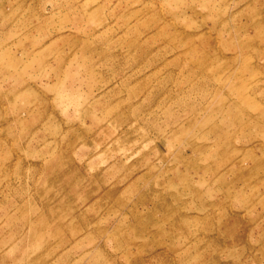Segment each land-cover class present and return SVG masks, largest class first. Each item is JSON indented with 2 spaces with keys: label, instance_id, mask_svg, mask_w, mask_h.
Listing matches in <instances>:
<instances>
[{
  "label": "rangeland",
  "instance_id": "374dc122",
  "mask_svg": "<svg viewBox=\"0 0 264 264\" xmlns=\"http://www.w3.org/2000/svg\"><path fill=\"white\" fill-rule=\"evenodd\" d=\"M0 264H264V0H0Z\"/></svg>",
  "mask_w": 264,
  "mask_h": 264
}]
</instances>
